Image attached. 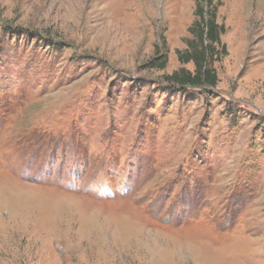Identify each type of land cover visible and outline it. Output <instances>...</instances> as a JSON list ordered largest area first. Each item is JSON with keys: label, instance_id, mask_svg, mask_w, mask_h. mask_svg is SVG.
<instances>
[{"label": "rangeland", "instance_id": "obj_1", "mask_svg": "<svg viewBox=\"0 0 264 264\" xmlns=\"http://www.w3.org/2000/svg\"><path fill=\"white\" fill-rule=\"evenodd\" d=\"M221 1L198 88L196 0H0V264H264V0Z\"/></svg>", "mask_w": 264, "mask_h": 264}, {"label": "trees", "instance_id": "obj_2", "mask_svg": "<svg viewBox=\"0 0 264 264\" xmlns=\"http://www.w3.org/2000/svg\"><path fill=\"white\" fill-rule=\"evenodd\" d=\"M221 0H196L195 18L188 27L189 36L185 38L186 46L177 49V57L181 64L193 63V70L184 65L166 75L167 80L178 87H207L211 88L218 82L213 61L219 54L226 53V47L221 42L225 32L223 23L217 21L218 8ZM162 39L163 36L161 35ZM166 64L164 57L159 63L151 61L150 67L163 68Z\"/></svg>", "mask_w": 264, "mask_h": 264}]
</instances>
